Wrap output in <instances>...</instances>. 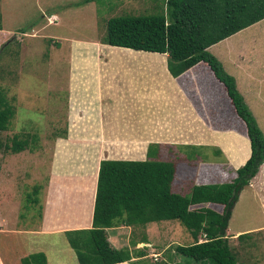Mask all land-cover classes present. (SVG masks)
Segmentation results:
<instances>
[{"label":"crops","instance_id":"obj_1","mask_svg":"<svg viewBox=\"0 0 264 264\" xmlns=\"http://www.w3.org/2000/svg\"><path fill=\"white\" fill-rule=\"evenodd\" d=\"M79 1L72 0L74 5ZM94 26L93 21V36L70 38L63 57L68 68L66 86L53 89L60 92L56 98L60 107L49 108L55 114L50 119L65 128L52 130V158L46 180L39 183L40 221L33 232L17 229V223L6 217L2 205L10 203L11 182L0 183V264H22L23 257L35 252L44 255L45 264H80L70 238H87L86 230L92 227L103 159L146 160L150 146L156 150L152 159L160 161H173L167 152L173 156L177 151L189 154L191 157L182 155L196 164H200L198 159L223 158L236 169L250 157L245 123L226 87L206 62L179 71L181 63H170L167 53L104 43ZM251 27L264 29V23L260 20L207 49L234 77L237 90L264 134V56L254 52L259 47L264 50V44L250 43L255 40L245 35ZM0 32L6 31L2 27ZM258 35L264 41V34ZM218 163L207 162L210 169L203 174L202 183L219 182L212 181L217 176L213 167L219 172ZM263 166L264 161L257 173ZM41 174L38 171V178ZM244 187L264 204L261 185L252 179ZM242 193L243 189L232 212ZM168 222L171 220L147 222L144 228L114 223L106 228L109 243L130 254L129 260L114 264H151L150 255L161 259L160 253L168 247L153 249L166 235ZM139 227L143 229L140 235ZM140 245L144 249L141 253L135 250Z\"/></svg>","mask_w":264,"mask_h":264},{"label":"trees","instance_id":"obj_2","mask_svg":"<svg viewBox=\"0 0 264 264\" xmlns=\"http://www.w3.org/2000/svg\"><path fill=\"white\" fill-rule=\"evenodd\" d=\"M92 1L80 0L75 5ZM262 19L264 0H165L162 13L107 19L104 43L167 53L170 63H181L179 71L200 61L206 62L226 87L237 115L245 123L251 154L242 166L234 169L235 177L231 181L193 184L186 195L172 191L175 162L152 159L154 146L149 147L146 160H101L92 227L86 230L87 238L76 241L70 238L80 264L129 260L127 249H116L109 243L105 229L114 223L144 226L160 220H177L193 237L192 243L175 246V252L187 258V264H237L228 245L226 229L241 190L264 161V134L237 90L234 77L207 48ZM1 21L0 17V30ZM13 115L14 108L0 90V131L7 129ZM28 145L27 140L15 136L10 149L20 152ZM33 190L38 192L39 187ZM32 200L37 202L36 198ZM205 203L220 204L223 209L218 212L199 206ZM199 234L204 236L202 241L197 239ZM244 234L247 233L238 237ZM43 257L41 252L30 253L22 258V264H45Z\"/></svg>","mask_w":264,"mask_h":264},{"label":"rangeland","instance_id":"obj_3","mask_svg":"<svg viewBox=\"0 0 264 264\" xmlns=\"http://www.w3.org/2000/svg\"><path fill=\"white\" fill-rule=\"evenodd\" d=\"M164 11L165 0H94L79 6H75L72 0H0V17L6 31L0 32V90L14 108L7 129L0 131V183L11 182L8 191L10 203H3L2 208L6 217H11L13 224L17 223V229L33 232L40 221L41 203L38 202V192H34L33 188L40 187L39 183L46 180L52 158V130L64 131L65 128L60 122L51 121L50 116L55 114L50 109L60 107L56 101L60 92L53 89L66 86L68 68L63 57L71 43L70 38L93 36V21L100 38L105 33L108 18ZM51 14L58 17L54 23L48 19ZM261 21L264 23V19ZM259 32L264 34V29L251 27L245 36L255 40L250 43L262 46L264 41L257 38ZM254 52L264 56L260 47ZM15 136L27 140L28 148L12 152L10 146ZM168 153V159L173 160L177 168L172 183L174 192L186 195L193 184L204 182L203 174L210 169L207 162L221 163H218L219 172L213 167L217 176L212 181L229 182L235 177L234 169L223 158L198 159L200 164H196L185 152L181 153L188 157L177 151L173 156ZM38 156L41 161H38ZM41 167H45V171ZM260 170L249 183L253 179L255 184L264 188V166ZM38 171L42 173L39 178ZM33 198L37 202H33ZM199 206L218 212L223 209L220 204ZM231 214L226 235L237 264H264V204L250 188L244 187L241 199ZM138 230L140 235L143 229L139 227ZM166 230V235L156 242L153 250L168 248L160 253L159 260H155L157 256L150 255L151 264H187V258L175 252V246L188 245L194 241L193 237L177 220L168 222ZM237 232L248 234L238 237L235 236ZM203 237L199 234L198 241H202ZM135 250L144 251L142 245Z\"/></svg>","mask_w":264,"mask_h":264},{"label":"built area","instance_id":"obj_4","mask_svg":"<svg viewBox=\"0 0 264 264\" xmlns=\"http://www.w3.org/2000/svg\"><path fill=\"white\" fill-rule=\"evenodd\" d=\"M51 22H55L56 16L54 14L50 15L48 18Z\"/></svg>","mask_w":264,"mask_h":264},{"label":"clouds","instance_id":"obj_5","mask_svg":"<svg viewBox=\"0 0 264 264\" xmlns=\"http://www.w3.org/2000/svg\"><path fill=\"white\" fill-rule=\"evenodd\" d=\"M51 15H52V14H51ZM54 15H55V14H54ZM55 16H56V15H55ZM48 18H49V17H48ZM57 19H58V18L56 17V20H55V22L57 21ZM52 23H54V22H52Z\"/></svg>","mask_w":264,"mask_h":264}]
</instances>
